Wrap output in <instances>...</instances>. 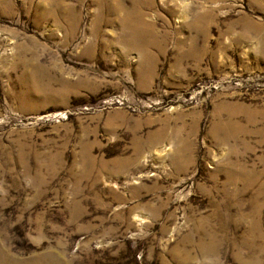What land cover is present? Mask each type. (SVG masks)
<instances>
[{
  "label": "rangeland",
  "instance_id": "1",
  "mask_svg": "<svg viewBox=\"0 0 264 264\" xmlns=\"http://www.w3.org/2000/svg\"><path fill=\"white\" fill-rule=\"evenodd\" d=\"M0 264H264V0H0Z\"/></svg>",
  "mask_w": 264,
  "mask_h": 264
},
{
  "label": "bare ground",
  "instance_id": "2",
  "mask_svg": "<svg viewBox=\"0 0 264 264\" xmlns=\"http://www.w3.org/2000/svg\"><path fill=\"white\" fill-rule=\"evenodd\" d=\"M137 16V22L141 23V21H143V17L140 15H136ZM132 15L128 14V16L125 14V17L123 19V22L128 23V34L131 38H137L139 36V30L136 26V24L133 22L132 20ZM147 28L151 29V26L149 24H147ZM144 47V46H141ZM145 48V47H144Z\"/></svg>",
  "mask_w": 264,
  "mask_h": 264
}]
</instances>
